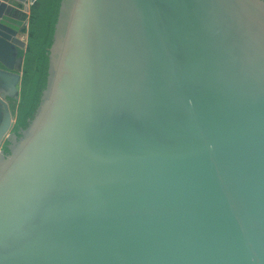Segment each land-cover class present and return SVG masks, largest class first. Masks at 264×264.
<instances>
[{"label": "water", "instance_id": "95a60500", "mask_svg": "<svg viewBox=\"0 0 264 264\" xmlns=\"http://www.w3.org/2000/svg\"><path fill=\"white\" fill-rule=\"evenodd\" d=\"M25 1L0 0V147ZM8 147L0 264H264V0H62Z\"/></svg>", "mask_w": 264, "mask_h": 264}, {"label": "trees", "instance_id": "16d2710c", "mask_svg": "<svg viewBox=\"0 0 264 264\" xmlns=\"http://www.w3.org/2000/svg\"><path fill=\"white\" fill-rule=\"evenodd\" d=\"M62 0H38L31 8L26 29L28 45L20 54L24 55L23 78L20 100L14 106L13 131L20 137L18 129H24L33 117L46 86L49 49L52 44L55 24Z\"/></svg>", "mask_w": 264, "mask_h": 264}, {"label": "flooded vegetation", "instance_id": "af4514ba", "mask_svg": "<svg viewBox=\"0 0 264 264\" xmlns=\"http://www.w3.org/2000/svg\"><path fill=\"white\" fill-rule=\"evenodd\" d=\"M19 100H20V98H19ZM18 101L16 102L13 99L12 100L7 99V102L9 104L10 110L12 111V115H13V125H12L11 129L9 130V132L7 133V135L5 136V138L3 139L2 145L0 147V150H3L5 155L9 154V147L8 146L13 142V140L16 137H19L18 134L13 131V127L15 124V116H14L13 110H14V106L18 103ZM5 114H6L5 110H2V120L5 119ZM21 130L22 129L20 128L17 130V132L21 133Z\"/></svg>", "mask_w": 264, "mask_h": 264}, {"label": "built area", "instance_id": "2783aa9c", "mask_svg": "<svg viewBox=\"0 0 264 264\" xmlns=\"http://www.w3.org/2000/svg\"><path fill=\"white\" fill-rule=\"evenodd\" d=\"M38 0H26L25 1V9L23 10L24 11V14H25V18L29 21V17H30V13H31V8L33 5L36 4ZM27 37V36H25Z\"/></svg>", "mask_w": 264, "mask_h": 264}, {"label": "rangeland", "instance_id": "374dc122", "mask_svg": "<svg viewBox=\"0 0 264 264\" xmlns=\"http://www.w3.org/2000/svg\"><path fill=\"white\" fill-rule=\"evenodd\" d=\"M26 39H27V37H26Z\"/></svg>", "mask_w": 264, "mask_h": 264}]
</instances>
